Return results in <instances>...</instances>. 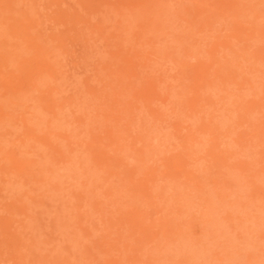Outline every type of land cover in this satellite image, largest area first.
<instances>
[{"label":"rangeland","instance_id":"rangeland-1","mask_svg":"<svg viewBox=\"0 0 264 264\" xmlns=\"http://www.w3.org/2000/svg\"><path fill=\"white\" fill-rule=\"evenodd\" d=\"M0 264H264V0H0Z\"/></svg>","mask_w":264,"mask_h":264}]
</instances>
